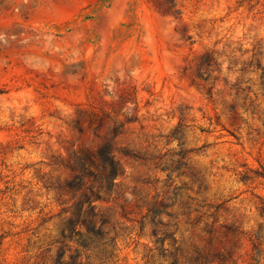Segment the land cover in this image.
I'll list each match as a JSON object with an SVG mask.
<instances>
[{
	"label": "rangeland",
	"instance_id": "1",
	"mask_svg": "<svg viewBox=\"0 0 264 264\" xmlns=\"http://www.w3.org/2000/svg\"><path fill=\"white\" fill-rule=\"evenodd\" d=\"M262 74L264 0H0V264H264ZM105 143L84 248L62 188Z\"/></svg>",
	"mask_w": 264,
	"mask_h": 264
},
{
	"label": "trees",
	"instance_id": "2",
	"mask_svg": "<svg viewBox=\"0 0 264 264\" xmlns=\"http://www.w3.org/2000/svg\"><path fill=\"white\" fill-rule=\"evenodd\" d=\"M202 76V74H200ZM264 77V74H262ZM74 174L66 181L64 191L76 196L82 192L72 206L71 215L68 217L66 228L62 232L63 240L78 236L80 245L89 248L96 238H101L105 234L104 226L108 219L99 211L96 201L105 200L116 186V178L121 173V166L113 153V146L105 143L95 151L85 150L78 153L71 165ZM259 175L264 177V169ZM171 202L162 203L160 206H153L150 209L152 233L156 237V242L160 244V250L164 253V243L166 239L174 236L172 233L162 232L160 226L166 223L159 218V215L166 212ZM85 230L78 229L79 226ZM79 254L73 255V259ZM187 262L194 263L193 257ZM177 264V259H175Z\"/></svg>",
	"mask_w": 264,
	"mask_h": 264
}]
</instances>
